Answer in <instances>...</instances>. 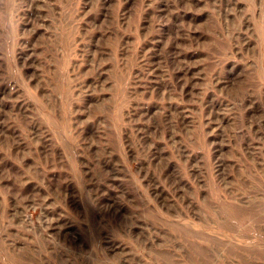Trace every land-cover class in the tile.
I'll list each match as a JSON object with an SVG mask.
<instances>
[{
	"label": "rangeland",
	"instance_id": "1",
	"mask_svg": "<svg viewBox=\"0 0 264 264\" xmlns=\"http://www.w3.org/2000/svg\"><path fill=\"white\" fill-rule=\"evenodd\" d=\"M0 264H264V0H0Z\"/></svg>",
	"mask_w": 264,
	"mask_h": 264
}]
</instances>
